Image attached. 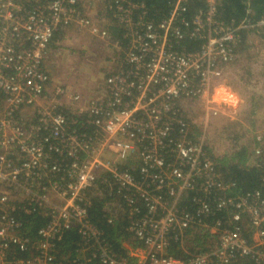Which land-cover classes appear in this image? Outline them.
I'll list each match as a JSON object with an SVG mask.
<instances>
[{"label":"built area","instance_id":"built-area-1","mask_svg":"<svg viewBox=\"0 0 264 264\" xmlns=\"http://www.w3.org/2000/svg\"><path fill=\"white\" fill-rule=\"evenodd\" d=\"M189 1L154 21L143 3L107 0L128 50L83 109L62 85L46 98L43 62L68 29L110 38L82 10L92 0H0V264H264V134L244 163L261 170L260 189L239 194L190 121L201 102L207 116L237 115L217 98L256 26L225 22L217 0L188 19ZM187 39L201 48L188 52ZM95 198L109 199V224L127 220L125 256L92 223ZM19 214L49 219L31 236ZM71 231L79 247L61 254ZM195 242L204 249L190 252ZM173 245L185 256H170Z\"/></svg>","mask_w":264,"mask_h":264},{"label":"rangeland","instance_id":"rangeland-1","mask_svg":"<svg viewBox=\"0 0 264 264\" xmlns=\"http://www.w3.org/2000/svg\"><path fill=\"white\" fill-rule=\"evenodd\" d=\"M84 8L86 9L87 15L94 17L97 25L106 27L105 29L109 32L110 38L104 39L93 36L87 29L79 31L68 29L66 33L59 34L56 41L53 42L55 48H49L52 43L49 45V49L44 57L45 68L49 72L51 79L45 93L46 98H48V100L53 98L55 87L57 85H62L66 87L68 96L77 94L81 96L82 100L79 106L83 109L86 108L89 101L95 99V96L97 100L103 98L105 93H102V87L105 78L110 75L113 70H119V66L124 64L123 55L127 48V46L123 47L117 45L118 42L115 41L116 37L114 30H117L118 26L105 15L103 0H92L90 7L84 4L82 10H84ZM246 21L251 23L249 20ZM259 25L263 28L264 20L257 23L255 28L245 30V42L239 50V54L242 55L243 59L242 66L239 67L237 76V80L242 82V84L244 83V85H241V87L235 91L246 101H252L253 98H257L256 102L259 101V103L256 107L254 106V115H248L247 117L243 115V118H240L237 104L239 98L228 90L234 82V79L226 77L222 88L224 90L218 94L217 100L218 102L222 101V103H228L226 104L227 106L235 107L237 115L207 116L204 103L201 102V114L193 116L190 119L193 132L195 133V131H197L202 133L207 145L208 143L211 146L213 144L210 150L218 158L226 156L230 159L238 149L241 150L242 147L244 148V145H247L243 140L248 138L247 141L251 142L250 137H252L255 132L264 134V29L257 30L256 28H260ZM114 43H116V46H114ZM230 68V72L227 76L233 74V66ZM68 99V97L63 98L65 101ZM59 101L60 100L57 99L56 102ZM247 103L244 101L246 106ZM72 108L75 109L74 107ZM65 111L70 112L71 108ZM62 112H64V109ZM27 113L33 114V110L30 109ZM245 114L247 115V112ZM28 116L31 115L28 114ZM85 119H87V117ZM199 122L201 124H199ZM256 126L259 129H256ZM195 136L197 135L195 134ZM236 137L238 140L233 142V139ZM226 143L232 145L231 149L224 146ZM241 144L242 146H240ZM252 147L253 144L246 146V154L252 152ZM197 244H200V242H195L193 247L196 248Z\"/></svg>","mask_w":264,"mask_h":264},{"label":"trees","instance_id":"trees-1","mask_svg":"<svg viewBox=\"0 0 264 264\" xmlns=\"http://www.w3.org/2000/svg\"><path fill=\"white\" fill-rule=\"evenodd\" d=\"M136 2L143 3L148 11L149 19L154 21H159L165 18L174 3V0H134ZM107 0H103L104 3V11ZM91 4V2H90ZM206 4L204 0H190L186 17L190 19L198 10L205 9ZM217 9L221 18L227 23L239 24L244 20H249L250 24H257L264 20V0H217ZM256 28L257 30H263V28ZM75 31V30H74ZM243 31L244 40L245 33ZM115 35L121 39L122 35L119 29L114 30ZM63 34V33H62ZM58 33L55 35V38L52 40V44L49 48L54 47L53 42L58 38ZM184 48L190 51H197L201 48V43L199 41H193L190 39L185 40ZM182 45V46H183ZM48 48V49H49ZM47 49V50H48ZM45 67V60L43 62ZM65 113H69V111H65ZM72 116V115H71ZM193 132V130H192ZM194 133V132H193ZM198 137L202 136V133L195 131ZM238 138H234L233 142H236ZM251 144L253 143L250 138ZM244 142V140H243ZM242 146V144L240 145ZM208 149L213 147L208 143ZM247 148L242 147L241 150H237L230 159L225 157L217 158L216 162L219 164L218 169L229 179H231L236 184V190L240 193H244L247 191L260 189V178L262 176L261 170L257 169H248L244 163L248 160ZM109 199L104 200L100 198L93 199V205L91 207V219L92 223L98 226L103 232V238L109 242L114 252L118 255L125 256L126 255V247L124 246L125 241H129L131 236L125 232V227L127 226V220L121 219L114 225L109 224L104 217L106 202ZM22 223L25 225V228L29 235L33 236L36 234L37 230L42 227L47 221L48 217L43 216L41 214H33V215H24L19 214L16 216ZM221 219L215 217L213 219ZM80 241L79 236L75 231L68 232L63 240L59 243V250L61 254H68L69 252H74L77 247H79ZM204 249L203 244H197L195 247H188L190 252H199ZM170 256L173 257H184L185 254L182 252L179 246L173 245L169 251Z\"/></svg>","mask_w":264,"mask_h":264},{"label":"crops","instance_id":"crops-1","mask_svg":"<svg viewBox=\"0 0 264 264\" xmlns=\"http://www.w3.org/2000/svg\"><path fill=\"white\" fill-rule=\"evenodd\" d=\"M242 60L243 59H242V55H241V57L238 59L237 63L232 68L233 74H231L230 76H227V78H229V79H234V82L231 84V87H229L228 90L230 92L234 93L237 98H239V102L237 103L238 104V110H239L238 115L240 116L241 119L243 118V115L245 117H247L248 115L253 116L254 115L253 111L255 110L256 105H258V103H259V101L256 102V100H257L256 97L253 98L252 101L251 100L246 101V100H243L242 96H240L239 94H237V92H235L241 87V85H244V83L242 84V82L237 80L238 79L237 78L238 70H239V67L242 66ZM242 70H243V67H242ZM244 101H245V103L248 102L247 103L248 109H247V106L244 104ZM200 106H202V104H198L196 106V108L194 109V112L191 113L192 116H197V115L201 114ZM252 107H253V109H252ZM246 112H247V115L245 114ZM256 129H259V128L256 126ZM239 140H242V139H239ZM247 140H248V138L244 140L246 142V144L251 145V142H248ZM247 145H244V147H246Z\"/></svg>","mask_w":264,"mask_h":264},{"label":"bare ground","instance_id":"bare-ground-1","mask_svg":"<svg viewBox=\"0 0 264 264\" xmlns=\"http://www.w3.org/2000/svg\"><path fill=\"white\" fill-rule=\"evenodd\" d=\"M204 137V136H203ZM252 139V138H251ZM253 140V139H252ZM253 143H254V140L252 141ZM224 146H227L228 148H230L231 149V147H232V145L230 144V143H226V145H224ZM210 152H211V154H212V158H218L216 155H214L213 153H212V151L210 150V149H208Z\"/></svg>","mask_w":264,"mask_h":264}]
</instances>
